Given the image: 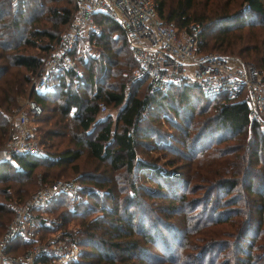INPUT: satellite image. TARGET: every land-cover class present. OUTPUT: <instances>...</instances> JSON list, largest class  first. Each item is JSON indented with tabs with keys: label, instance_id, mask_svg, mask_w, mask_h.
Instances as JSON below:
<instances>
[{
	"label": "trees",
	"instance_id": "trees-1",
	"mask_svg": "<svg viewBox=\"0 0 264 264\" xmlns=\"http://www.w3.org/2000/svg\"><path fill=\"white\" fill-rule=\"evenodd\" d=\"M57 1L0 0V145L11 132L10 116L20 106L18 99L26 95L33 75L71 17L70 0L58 7L48 3ZM241 2L249 10V19L237 13L224 16L216 25L219 45L225 42L227 47L236 39L231 40L230 27L242 30L243 23L264 27V0ZM154 3L163 22H175L179 28L192 22L189 10L193 0H176L167 8L166 0ZM44 11L54 19L50 29L34 26ZM227 12L226 7L223 14ZM193 17L199 20L195 23L200 27L198 42L202 50L214 29L204 25L205 17ZM96 19L102 26L96 44L102 49L93 62H98L99 69L108 76L115 70L112 82L106 89L94 87L95 71L86 63L85 79L72 71L54 74L59 91L30 96L42 108L43 103L47 104L51 111L48 119L56 113L55 124L68 118L74 145L55 153L53 159L16 156L18 170L28 175L39 162L70 165L84 150L95 160L94 169L79 180L92 186L88 192L78 190L75 208L79 206V212L78 208L69 209L54 219L56 229L69 217L80 220L78 240L65 232L82 247L75 264H202L203 259L206 264H264V134L249 118L245 101L224 95L205 96L195 82L172 85L166 93H160L149 89L146 78L131 81L135 61L123 30L105 15ZM25 48H34L36 53L26 52ZM121 49L125 50L124 56L115 58V52ZM242 50L239 48V52ZM255 61L258 64L251 63L262 71L264 81V51L260 57L256 55ZM67 78L74 85L70 86ZM84 86L94 87L91 95H83ZM55 98L58 103L49 105V100ZM99 103L119 107L115 118L110 113L98 116ZM210 109L211 114L193 124L194 115L203 116ZM42 113L37 117L40 121ZM161 119L170 133L158 130L156 122ZM191 132L195 133L188 143ZM45 133L48 138L59 134L53 129ZM13 167L0 163V180L5 181ZM93 188L104 191L98 194ZM195 190H202L201 198H187ZM83 195L92 201L83 199ZM54 199L69 202L63 193ZM1 204L0 228L4 229L8 211ZM92 214L99 216L87 221ZM163 231L177 244L175 250L168 248ZM194 231L204 248L215 247L219 253L230 250L237 257L210 263L206 262L208 252L204 248L188 254L193 253L188 239ZM180 234L185 239L182 244L177 242ZM221 236L230 242L219 241Z\"/></svg>",
	"mask_w": 264,
	"mask_h": 264
},
{
	"label": "built area",
	"instance_id": "built-area-1",
	"mask_svg": "<svg viewBox=\"0 0 264 264\" xmlns=\"http://www.w3.org/2000/svg\"><path fill=\"white\" fill-rule=\"evenodd\" d=\"M74 7L66 28L55 38L52 48L31 80V90L46 93L56 73L72 70L79 73L75 53L79 43L89 50L94 37L101 33L98 15H105L123 30L128 49L135 61L131 81H148L151 91L166 93L172 85L195 82L205 96L224 95L241 98L248 107L249 118L264 134L263 74L253 63L222 53L199 49L200 27L190 22L184 27L163 22L157 14L154 0H73ZM92 36V37H89ZM11 121V132L0 146V163L16 165V156L35 158L47 154L35 140L31 117L42 110L41 104L27 97ZM99 110L106 105L99 103ZM81 185L75 181L56 180L37 189L24 204L15 206V216L0 238V264H75L81 250L68 241L62 232L40 239V224L48 225L41 212L56 195H67L72 203L78 199ZM37 219L43 221L37 223ZM48 220V221H47ZM22 246L20 254L10 253V241ZM25 248V249H24Z\"/></svg>",
	"mask_w": 264,
	"mask_h": 264
},
{
	"label": "rangeland",
	"instance_id": "rangeland-1",
	"mask_svg": "<svg viewBox=\"0 0 264 264\" xmlns=\"http://www.w3.org/2000/svg\"><path fill=\"white\" fill-rule=\"evenodd\" d=\"M15 1V0H14ZM176 0H166V8L167 7H172V4L175 3ZM67 0H59L57 2H48L49 5L52 6H61V5H67ZM69 5L74 7V3L73 0L68 1ZM227 7V13L223 14V12L225 11ZM216 12V14H214V12ZM189 12L191 13V17H192V22H199V20L195 19L193 16H202L205 17L204 19V25H208L210 26L212 29H214V34H212V36H210L207 39V45L204 46V48H202V52H216V53H224L229 55L230 57H240L243 60H246L248 62H254L255 64H258L255 60H256V55L257 57H260V52L264 51V42H263V38H264V27L260 28L257 27L258 25H254V26H249V23H243L242 25V30L241 29H231L233 27H230L229 31L231 32V40L233 38H236L233 41H231L232 43H230L227 47H225V42H223V45H219V37L220 36H216L217 35V31L219 30V27L216 25H220L221 23H219V21H222L224 16H231L233 17L234 14L236 15H240L243 18H247L249 19L247 16H249V10H247L246 7L243 6L241 0H193V4L191 9L189 10ZM43 17L42 19H40V21H37L34 26L39 27V28H51L52 24L54 22V19L50 18L47 14L46 11H44V13L42 14ZM246 19V20H247ZM191 21V20H190ZM68 23V22H67ZM174 25H177V23L175 22H171ZM208 23V24H207ZM25 23H21V26H24ZM257 24V23H255ZM33 26V27H34ZM67 25L62 26V30L63 31L66 28ZM248 27V28H247ZM254 27V28H253ZM252 28V29H251ZM237 33V34H236ZM217 37V39L215 40V37ZM120 43V42H119ZM96 45V47H90L89 49V54L90 55H86V57L83 59L82 55H81V50L79 51L80 55H81V59H76V66L77 68H79L80 73H78L81 76V79H85V76L87 74V66L83 65V64H88L89 66H92L93 71H95V73H93V76L96 79V85L94 87H96L97 85L102 86L103 89L107 88V83H111L114 77V69H112V72L110 73L111 75L108 76V74H106V71L104 72V70H100L99 69V64L98 62L94 61L93 59H95L98 55H100L101 52V46H97L96 43H94ZM115 43L111 48L114 49L116 47ZM214 45V46H213ZM255 45V49L251 48V46ZM239 48H242V52H239ZM26 52H33L36 53V50L34 48H25ZM118 51L115 52V58H122L125 54V50L120 51V53H118ZM47 58V57H46ZM101 58V56H100ZM99 58V59H100ZM96 60H98L96 58ZM42 63L40 64L39 67H41ZM112 68V67H111ZM109 72V71H108ZM83 75V76H82ZM34 77V75H33ZM32 77V78H33ZM66 82H69V85H74L75 82H71L70 78L65 79ZM56 82V79H52L50 81L51 85H54V83ZM29 88L27 87V92L26 95L22 96L21 98L18 99V104H20L19 108H23L26 109V107L24 105V101L27 97H30V94H32V90H31V82L28 85ZM94 87H83V95L85 96H89L91 95V92L93 91ZM133 88V87H132ZM134 89V88H133ZM132 89V91H133ZM28 93V95H27ZM81 93V94H82ZM20 97V96H19ZM59 100H57L56 98L52 101L49 100V105H55L58 103ZM204 102V101H203ZM44 107L42 108L41 112L42 115L40 116L42 118V120L40 121L37 117H39L38 114L36 117H31V123L34 124L35 126V130H34V135H35V140L38 144L39 147H41V149H43V151L47 154H51L54 155L55 153L61 151L62 149L66 148V147H70L72 145H74L73 141H70V136L71 133L73 132V128L72 125H69L68 122V118L65 119L63 118V120L59 123H54L56 121V113L54 116H50V118L48 119L49 115L51 114V111L47 109V104L43 103ZM42 106V105H41ZM119 107H112L110 105H106V110L105 111H100L99 110V114L98 116H104L107 113L111 114L112 119L115 118L117 111H118ZM17 111V110H16ZM14 111V113L16 112ZM213 112V109L207 110L206 114L203 116H199V115H194L193 116V124L195 123V121H201L203 119V117L211 114ZM14 113L10 116V118L13 117ZM164 119H161V121L159 123L156 122V125L158 126V130L160 131H168L170 133V130L168 129L167 123L164 122ZM49 129H53L56 130L59 134H55L54 136L48 138L47 133H45L47 130ZM175 133V132H174ZM195 132H191L190 133V137L188 138V143L191 142V138L193 136ZM8 139V136L6 137V139L4 140V142L2 143V145L6 142V140ZM42 144H41V143ZM1 146V145H0ZM56 155V154H55ZM54 155V156H55ZM145 156V155H144ZM161 161V160H160ZM162 162V161H161ZM95 160L92 159L89 155H87L86 150L83 151V153L81 154V156L72 164L67 165V166H47L46 164H41V162H39V165L34 169V171L31 174H26L24 172H20L18 169V165L16 167L10 168V171L7 175H9V177H7V179H5V181L0 180V203H2L1 205L4 206V209L6 208L8 213L5 216V220L7 223L6 226H3L4 229L0 228V238L3 236L4 232L6 231L8 225L10 224L11 220L14 218L15 216V206L19 205V204H24L23 202L26 201L27 198H29L37 189L46 186V185H50L51 183H53L56 180H62V181H75L78 182L79 180H81L84 175L86 173L91 172L94 169L95 166ZM76 166V168H74L73 166ZM46 181V182H44ZM81 185V188L84 189V191L88 192L87 189L91 188L92 186H90L88 183L86 182H78ZM190 185H194L193 183H190ZM197 185V184H196ZM203 187V186H202ZM82 189V190H83ZM96 193L98 194H102L103 193V189H99V188H93ZM202 190H195L194 193L191 194H187V198H195V199H200L202 196ZM21 196L20 198H18L17 196ZM78 196H80L79 192H78ZM87 198V201H92L90 198H88L86 195H83V199ZM20 199V200H19ZM103 199V198H102ZM50 205V206H49ZM79 207V206H78ZM77 207V208H78ZM77 209L75 208V202L72 203L67 201L66 203H58L55 202V199L51 200L45 207H43L41 209L42 213H45L43 215L47 216L48 218V225L43 224L44 222L37 219V223L40 224V222H43L42 224H40V231H39V237L40 239H45L47 236H50L52 234H57L59 232H62L64 235L66 233H69L72 235V238H77L78 240V231L81 230V225H80V220L74 216V217H69V215L66 213L65 217H69L67 219L66 222H63V225H61V228L56 229V226L54 225V222L56 220V218L58 219L59 217H62V214L64 212L69 211V209ZM78 208V211L79 212ZM153 215H157L155 213H153ZM99 216L98 214H92L89 217H87V221L95 218ZM55 219V220H54ZM62 222H59V224H61ZM163 239L167 240V246L170 250L174 249L177 247V244L174 243V240L172 239V237L167 234L166 232L163 231L162 233ZM198 233L197 231H194L193 233H191V235L189 236L188 239V246L189 248L192 249L191 251H188L190 253L188 254H194L195 252L197 253L199 250L204 248V244L202 243V241H200V239H198ZM178 241L177 242H184L185 239L184 237L180 234L178 237ZM69 242L73 243L71 240V237L67 238ZM205 239V238H204ZM258 239V238H257ZM160 240V239H159ZM219 241H223V242H230L228 237L225 236H221L218 238ZM161 241V240H160ZM257 242L259 243L260 241L257 240ZM181 243V244H182ZM21 244V243H20ZM19 242L15 239L13 241H10L9 245H10V253L12 254H20L23 250L21 249L23 245H20ZM79 249L82 250V247H80L78 245ZM164 244L161 247V250H163ZM206 247V246H205ZM25 249V248H24ZM22 250V251H21ZM83 250H86L85 248H83ZM204 250H207L208 252V257L206 259V262H208L209 260L211 261L210 263L216 262L219 263L221 260H223V258H225L226 260H231L233 261L237 255H235V253H231L230 250L219 253L217 248L213 247V248H204ZM224 259V260H225ZM197 264V263H196ZM202 264H206L205 263V259H203Z\"/></svg>",
	"mask_w": 264,
	"mask_h": 264
},
{
	"label": "crops",
	"instance_id": "crops-1",
	"mask_svg": "<svg viewBox=\"0 0 264 264\" xmlns=\"http://www.w3.org/2000/svg\"><path fill=\"white\" fill-rule=\"evenodd\" d=\"M101 31H102V26H101ZM89 37H92V36H89ZM96 38H97V36L96 37H94L93 38V40H92V42H91V47H96V45L94 44V43H96ZM81 50V55H82V57H83V59L86 57V55L88 54V55H90L89 54V50H84V48H83V46H82V44H80L79 43V45H78V48H77V51H76V53H75V58L76 59H78V57H79V59H81V55H80V53H79V51ZM89 51V52H88ZM79 69V68H78ZM69 71H72V70H69ZM72 72H74V71H72ZM75 73V72H74ZM79 73H80V71H79ZM77 75H79L78 73H76ZM52 79H53V77H52ZM54 83V82H53ZM59 89H60V85H59V83H58V80H56V82L54 83V85H52V87L51 88H49L48 90H47V94H51V93H53L54 91H59ZM17 166V162H16V165H15V167Z\"/></svg>",
	"mask_w": 264,
	"mask_h": 264
}]
</instances>
